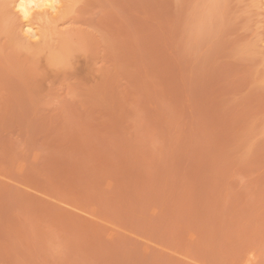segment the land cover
I'll return each instance as SVG.
<instances>
[{"label": "rangeland", "instance_id": "374dc122", "mask_svg": "<svg viewBox=\"0 0 264 264\" xmlns=\"http://www.w3.org/2000/svg\"><path fill=\"white\" fill-rule=\"evenodd\" d=\"M13 1L0 264H264V0Z\"/></svg>", "mask_w": 264, "mask_h": 264}, {"label": "bare ground", "instance_id": "6f19581e", "mask_svg": "<svg viewBox=\"0 0 264 264\" xmlns=\"http://www.w3.org/2000/svg\"><path fill=\"white\" fill-rule=\"evenodd\" d=\"M12 4L17 16L19 15L18 17L23 20L22 27H20V30L23 32L22 36H24L23 38L26 40V43H30V40H37L42 36L39 30L35 27L36 18H38V21L41 18L42 21H44L43 19L46 21L52 18H59L58 12L60 11L62 0H14ZM54 19H52V22Z\"/></svg>", "mask_w": 264, "mask_h": 264}]
</instances>
